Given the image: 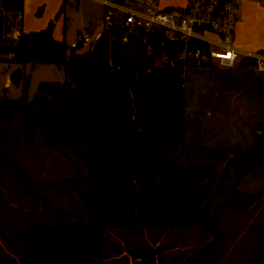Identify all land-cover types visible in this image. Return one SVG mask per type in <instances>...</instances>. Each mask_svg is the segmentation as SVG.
<instances>
[{"label": "trees", "instance_id": "16d2710c", "mask_svg": "<svg viewBox=\"0 0 264 264\" xmlns=\"http://www.w3.org/2000/svg\"><path fill=\"white\" fill-rule=\"evenodd\" d=\"M22 10L23 0H0V39L20 28ZM53 27L50 22L42 31L20 32L14 44L0 48L9 63L32 69L52 65L65 75L61 84L40 83L29 100V78L16 70L9 82L20 87L21 97L0 99V236L19 264H104L106 229L191 226L209 241L186 264H231L236 254L239 262L232 264H264V74L253 70V61L213 68L226 73V80L241 79L245 94L260 97L261 119L252 124L249 141L196 146L186 137L193 97L187 82L189 72L206 69L156 66L161 56L176 57L180 45L160 46L150 39L122 45L102 32L77 54L64 40L53 39ZM198 96L202 108L204 98ZM194 124L195 138L200 132ZM35 153L66 161L75 173L37 181L20 160ZM257 170L263 189L242 191L245 177ZM9 186L29 204L25 219L23 211L9 208L1 190ZM50 188L61 191L57 199L46 196ZM62 195L66 203L59 201ZM227 213L246 220L256 216L247 227L232 224L224 230ZM7 219L17 231L5 227ZM147 251L155 254L134 256L142 264L154 262ZM0 264H5L1 257Z\"/></svg>", "mask_w": 264, "mask_h": 264}, {"label": "rangeland", "instance_id": "374dc122", "mask_svg": "<svg viewBox=\"0 0 264 264\" xmlns=\"http://www.w3.org/2000/svg\"><path fill=\"white\" fill-rule=\"evenodd\" d=\"M71 6H66V37L65 42L69 45L71 42H77L78 31L85 34V28L91 27L92 24H98V31L102 30L100 24L101 8L98 4L90 0H69ZM79 2V8L76 5ZM12 33L8 34L11 35ZM82 34V35H83ZM264 31L254 29L243 31L239 29L240 42L256 41L261 47L264 45ZM5 34L0 39V48L8 47L14 44L15 38H10ZM58 37V31L56 30ZM89 49V46L76 50L77 54H83ZM8 55L0 54V99L7 98L9 100H17L21 97L20 87H16L9 82V78L16 70L24 71L29 78L28 99L34 95L37 86L40 83H58L65 81V75L61 69L52 65H39L34 69L27 65L22 67L9 63ZM214 67L204 68L206 70L194 73L189 72V81L187 89L193 91V97L188 102L187 119L188 133L187 140H192L196 146L203 145H225L243 144L249 141L252 124L261 119V106L259 104L260 97L257 94H245V85L236 81L233 76L226 80V73ZM211 90L213 92L209 93ZM204 98V106H199V96ZM200 109V111H199ZM195 123L199 129L198 137L194 138ZM192 130V132L190 131ZM23 167L37 181L55 182L64 175L75 173L73 166L66 161L61 163L58 160H49L47 154L35 153V155L26 154L20 157ZM70 168V170L68 169ZM242 191L250 193H258L263 189V178L261 170H257L251 175L245 177L244 183L241 185ZM1 190L8 196L9 208L11 211H23V218L30 212L29 204L25 200H19V195L14 188L9 189L2 187ZM60 190L50 188L47 197L57 199ZM68 200L67 195H62V203ZM56 203H59L56 200ZM14 208V209H13ZM260 206H258L259 210ZM255 211V213L258 212ZM35 219V213L33 212ZM243 215L234 218L228 213L224 216L227 229L230 225L243 224L247 227L252 219H241ZM22 219V218H20ZM8 220V219H7ZM241 221V222H240ZM5 227L17 231L18 226L15 222L8 220ZM240 237V236H239ZM209 238L203 234V231L193 226L179 231H161L157 229H146L137 231H124L120 228L106 229L105 243L103 244V253L107 256L108 262L105 264H142L143 262L134 253L152 250L146 252V256L151 257L154 262L148 261L145 264H186V258L201 247H203ZM117 258V256H120ZM0 257L5 260V264H19V256L11 250L0 236ZM114 260H111L113 259ZM240 255L236 254L231 259L232 263H238Z\"/></svg>", "mask_w": 264, "mask_h": 264}, {"label": "built area", "instance_id": "2783aa9c", "mask_svg": "<svg viewBox=\"0 0 264 264\" xmlns=\"http://www.w3.org/2000/svg\"><path fill=\"white\" fill-rule=\"evenodd\" d=\"M93 1L102 7V32L109 34L111 41L117 39L122 45H129L147 44L150 39L160 46L164 43L181 46L176 57L158 58L157 67L172 68L176 63H184L198 69H232L240 60L250 59L253 70L264 74V49L246 50L235 44L239 4L245 0H188L178 8L163 7L159 0ZM259 1L264 7V0ZM92 42L85 33L79 41L67 46L69 50H80ZM152 49L150 45L147 47V55Z\"/></svg>", "mask_w": 264, "mask_h": 264}, {"label": "crops", "instance_id": "0c3cea01", "mask_svg": "<svg viewBox=\"0 0 264 264\" xmlns=\"http://www.w3.org/2000/svg\"><path fill=\"white\" fill-rule=\"evenodd\" d=\"M93 1V0H90ZM163 7L166 8H178L183 7L188 3V0H159ZM96 4L99 5L96 1H93ZM71 6L72 4L69 2V0H23V10L19 14V22H20V28L14 29L11 33L13 35V38L17 39L20 32L23 33H33V32H39L44 30L47 25L52 22L53 32L52 37L56 41H62L65 42L66 37V6ZM100 6V5H99ZM62 8L61 13L59 14L60 10ZM79 8V2L76 5V10ZM101 8V16H102V7ZM9 20H12L11 15H6ZM18 20V19H17ZM100 24H101V18H100ZM89 25L91 27H86L85 32L91 36L93 40L97 39L102 30L98 31L97 26L98 24H92V22H89ZM262 30L264 31V7L261 4L259 0H245L240 2L239 4V17L235 28V44L243 49L246 50H263V46H259L256 41L252 42H240L241 38H239V29H242L243 31L249 32V30ZM56 30L58 31V37L56 36ZM83 33L79 32L77 33L78 37H80ZM264 35V34H263ZM66 43V42H65ZM73 43V42H71ZM67 44V43H66ZM27 66V65H26ZM23 67V66H22ZM25 67V66H24ZM121 257L117 256V258ZM106 256V260L104 261V264L108 262ZM114 260V257L113 259Z\"/></svg>", "mask_w": 264, "mask_h": 264}]
</instances>
